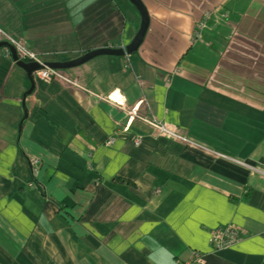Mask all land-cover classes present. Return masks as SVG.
<instances>
[{"label":"crops","instance_id":"crops-1","mask_svg":"<svg viewBox=\"0 0 264 264\" xmlns=\"http://www.w3.org/2000/svg\"><path fill=\"white\" fill-rule=\"evenodd\" d=\"M141 1L137 54L67 84L35 82L0 51V264H264V177L224 160L264 170V0ZM140 23L128 0H0V28L46 64L125 49ZM103 84L134 117L84 90ZM225 228L242 241L216 252Z\"/></svg>","mask_w":264,"mask_h":264},{"label":"built area","instance_id":"built-area-1","mask_svg":"<svg viewBox=\"0 0 264 264\" xmlns=\"http://www.w3.org/2000/svg\"><path fill=\"white\" fill-rule=\"evenodd\" d=\"M212 16H213V12H211V11H207L204 14L201 22L197 26L196 32L193 35L195 42H197L198 40L201 39L202 34H203L202 31H205L207 29L206 27L208 26ZM9 41H11V40H9ZM20 44L23 45L22 43H20ZM23 46L26 48V50L29 51V54L23 55L22 53L19 52L20 53V59L22 61L28 60V61H34L40 65L46 64L44 61H42V59L40 58L39 55H37L35 52H31L27 48L26 45H23ZM65 73L66 72H59V71H55L51 68H46L43 71L35 73L33 75V80L35 82L39 81V82H46V83L51 82V81H57V82H60L61 84H67L71 80V78L69 76H67ZM63 79H67L68 82L66 83ZM140 85L142 86L143 84H140ZM122 101H123V104L125 107L122 105ZM109 103L111 105H113L117 110L127 113L130 117H134L136 114V112H131L126 107L125 102H124V98L122 95H121L120 99H117V102L114 103V102L110 101ZM120 105H122L124 107V109H121ZM139 114L140 115L138 117H135L134 119H137L138 121L137 120L136 121L141 123L142 125L150 128L154 131H157L158 135L167 137L171 140H174V141L186 144V145H192L194 143L190 137H188V136L184 135L183 133L178 132L172 128H169V127L162 125L160 122L156 121V119L154 117L141 115V113H139ZM126 132H128V129H126ZM134 143L136 146H138L140 143V140H135ZM115 144H116V139L111 138L106 143V146L108 148H113L115 146ZM224 160H228L232 164H235L239 167L245 168L249 171H252L253 173H256V174L264 177V170H261L259 167L254 166L253 164L247 163L244 160H236V159H233L230 157H225ZM29 163H30V167H31L33 176H35V177L38 176L40 173V170H41L40 161L37 159H31L29 161ZM241 241H242V239L240 237V234L232 228L218 229L216 232L213 233V235L211 237V243L214 245L213 247H214V250L216 252L234 249L240 245ZM183 264H204V257L200 254H197L195 256L194 260H192L190 262L183 263Z\"/></svg>","mask_w":264,"mask_h":264},{"label":"water","instance_id":"water-1","mask_svg":"<svg viewBox=\"0 0 264 264\" xmlns=\"http://www.w3.org/2000/svg\"><path fill=\"white\" fill-rule=\"evenodd\" d=\"M131 6L136 10L140 17V29L137 32L132 43L125 49L116 50V49H104L98 50L95 52H90L85 56L68 63H54V64H45L40 65L34 61L25 63L20 59V53L16 46L10 41H4L0 43V51L7 50L11 60L19 69L23 70L28 77L33 79V75L37 72L43 71L46 68H51L59 72H69L76 69L85 67L91 61L101 58V57H113V58H124L137 54L141 45L144 42V39L147 35L150 19L147 9L143 5L141 0H128Z\"/></svg>","mask_w":264,"mask_h":264},{"label":"bare ground","instance_id":"bare-ground-1","mask_svg":"<svg viewBox=\"0 0 264 264\" xmlns=\"http://www.w3.org/2000/svg\"><path fill=\"white\" fill-rule=\"evenodd\" d=\"M0 33L3 36V38H7L9 40H11L13 42V44H15V46L18 48L19 52L22 53L23 55H28L29 51L26 50V48L21 45L20 43H18L16 40H14V38L9 35L7 32H5V30H3L2 28H0ZM66 83L68 82L67 79H63ZM85 91L89 92L90 94L107 100V101H112V102H117V99L121 98V95L109 84H103V85H88L87 87L84 88ZM122 105L123 101H122ZM120 105L121 109H124V107Z\"/></svg>","mask_w":264,"mask_h":264},{"label":"rangeland","instance_id":"rangeland-1","mask_svg":"<svg viewBox=\"0 0 264 264\" xmlns=\"http://www.w3.org/2000/svg\"><path fill=\"white\" fill-rule=\"evenodd\" d=\"M209 25V24H208ZM206 28H208V26L206 27ZM202 32H204V31H202ZM202 38V37H201ZM1 41H9V40H7V38H2V40ZM10 42V41H9ZM13 43V42H12Z\"/></svg>","mask_w":264,"mask_h":264},{"label":"trees","instance_id":"trees-1","mask_svg":"<svg viewBox=\"0 0 264 264\" xmlns=\"http://www.w3.org/2000/svg\"><path fill=\"white\" fill-rule=\"evenodd\" d=\"M196 29H197V27H196ZM196 29H195L194 33L196 32ZM194 33H193V35H194Z\"/></svg>","mask_w":264,"mask_h":264},{"label":"flooded vegetation","instance_id":"flooded-vegetation-1","mask_svg":"<svg viewBox=\"0 0 264 264\" xmlns=\"http://www.w3.org/2000/svg\"><path fill=\"white\" fill-rule=\"evenodd\" d=\"M211 12H213V11H211ZM213 15H214V12H213ZM213 17V16H212ZM212 19V18H211ZM211 21V20H210Z\"/></svg>","mask_w":264,"mask_h":264}]
</instances>
